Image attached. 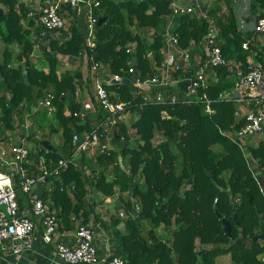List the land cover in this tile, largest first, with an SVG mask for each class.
Instances as JSON below:
<instances>
[{
	"label": "trees",
	"instance_id": "obj_1",
	"mask_svg": "<svg viewBox=\"0 0 264 264\" xmlns=\"http://www.w3.org/2000/svg\"><path fill=\"white\" fill-rule=\"evenodd\" d=\"M171 3L172 0H100V6L93 10L97 23L91 45L86 36L89 18L62 6L60 15L70 27L58 32L63 38L41 47L43 65L39 67L33 55L41 40V27L28 18L30 9L19 0H0V139L7 143L5 135L14 131L15 116L22 104H33L49 92L59 95L54 102V120L61 128L56 130L62 132L63 143L53 146L48 154L41 145L39 155H46L54 164L70 156L74 133L89 131L97 120L105 119L93 93L96 76L86 80L81 65L60 72V58L82 63L87 55L90 76L92 64H102L97 76L101 80L106 73L131 79V62L138 78L147 81L163 67L165 36L170 33L178 38L181 51L191 49L192 55L204 64L209 20L196 14L172 18ZM250 3L252 15L246 24H250L252 16L264 19V0ZM208 15L217 29L218 45L232 63L214 69L207 87L199 90L198 95L206 93L213 101L215 113L208 115L202 104L146 105L139 91L124 82L109 86L111 100L129 103L128 112L136 117L132 125L134 142L121 124L125 141L117 138V150L110 156L98 155L96 164L89 165L91 174L87 176L71 166L58 181L52 177L46 180L55 188L52 209L61 220L60 229L70 231L76 219L83 218L82 224L87 225L95 210L89 196L93 189L112 197L114 188H119L124 216L116 212L112 218L117 238L114 256L125 264H223L218 259L226 256L232 264H264V240L253 241L264 234V190L260 185V180L264 181V138L245 148L231 138L246 124L245 118L236 116L244 106L235 97L237 74L240 69L247 71L251 53H256L255 59L264 70L262 35L253 27L242 30L232 0H217ZM100 20H105L102 25ZM246 42L248 51L243 48ZM177 58L180 65L186 64L179 55ZM185 77L183 70L173 75L179 81ZM180 83L167 95H176L174 89L178 87L183 97H177L186 99ZM86 88L92 109L82 122L67 112L80 111L83 97L76 94ZM224 92H229L233 100H220ZM156 134L164 138L157 145ZM109 167L117 180L112 183L108 182ZM72 185V194L60 191L62 186ZM43 198L47 200V194ZM133 199L138 207L136 218ZM216 211L230 223L231 238L225 234ZM121 223L124 230L117 229ZM240 230L246 242L237 245Z\"/></svg>",
	"mask_w": 264,
	"mask_h": 264
},
{
	"label": "built area",
	"instance_id": "obj_2",
	"mask_svg": "<svg viewBox=\"0 0 264 264\" xmlns=\"http://www.w3.org/2000/svg\"><path fill=\"white\" fill-rule=\"evenodd\" d=\"M239 1L232 0V3L236 5ZM62 6L78 10L80 16L89 18V22L86 19V36L91 45L97 23L93 10L100 6V0H36L29 5L28 18L34 20L41 27V40L37 48L47 46L57 38H63L64 36L58 32L69 29L68 20L60 15ZM85 8H88L87 12H85ZM171 8L172 18L196 14L200 18L209 20V33L205 37L206 53L209 50L207 60L201 64L192 55L191 49L181 51L178 38L167 33L164 49L165 62L162 69L155 77L147 81H141L137 77L132 85L142 95L146 105L202 104L206 106L205 112L212 115L215 113L212 108L213 101L208 98L206 93L202 96L198 95L199 90L207 87L208 79L214 69L230 66V62L225 58L218 45L217 29L208 15L210 7L202 5L199 1L187 4L184 0H172ZM246 22L244 19L240 23L244 32L249 30L248 26L252 27L250 22V24H246ZM253 30L262 35L261 42L264 49L263 18L254 21ZM249 47V42L243 45L244 50H250ZM178 55L183 58L186 65L179 64ZM255 57L256 53H251L247 71L244 72L240 69L237 74L235 92L239 91L238 101L242 102L244 106L241 109L242 112L236 113V116L245 118L246 124L241 130L232 134L231 138L242 148H245L246 140L264 133V70L262 64L256 61ZM88 62L89 57L86 55L84 77L87 80L96 76L93 93L99 102L98 109L103 111L105 119L97 120L89 131L74 133L72 151L68 158H63L54 164L52 160L47 159L46 155H39L42 152L41 143L43 141L40 145L36 143L32 149L27 146L33 138L41 140L40 131L34 133L31 130L35 126V123L30 121L31 118H37L40 113L50 118L56 116L57 108L54 102L59 95L54 92L47 93L33 104H22L15 116L20 134L13 138L12 133H7L5 135L7 143L0 139V250L8 252L16 258L33 252L39 236L46 245H54L57 262L63 264H125L123 259L114 255L100 256L95 244V233L88 225L81 223L77 227L73 245L69 246L61 242L60 218L52 209L51 203L43 198V195H36V188L39 185H45L49 177L58 181L62 173L69 170L71 166L89 175L90 173L85 170L83 165L85 157H95L97 154L110 156L115 150L113 147L115 140L120 138V141H124L125 139L121 133L120 125L124 124L127 116L132 115L127 111L129 103L119 99L112 101L111 93L107 89L115 84L121 85L124 78L122 74L106 73L103 80L99 79L97 76L103 66L98 62L90 67L92 72L90 76ZM129 66L128 74L134 77L135 67L131 62ZM181 70L186 74L185 79L179 81L173 78V75ZM183 81L190 82L186 99L179 100L177 95H167L173 87ZM84 94L87 99L82 100L80 111L70 110L67 112L68 115L82 122L87 118L89 110L92 109L88 88L83 92H77L76 96L84 98ZM64 95V93L61 94V96ZM220 100L231 101L233 96L229 92H224L220 95ZM22 129L24 130L22 131ZM46 152L48 154L49 150L46 149ZM35 172L37 173L34 174ZM54 189L52 188V192ZM60 191L72 194L75 191V186H62ZM39 224L42 227L41 232H39Z\"/></svg>",
	"mask_w": 264,
	"mask_h": 264
},
{
	"label": "crops",
	"instance_id": "obj_3",
	"mask_svg": "<svg viewBox=\"0 0 264 264\" xmlns=\"http://www.w3.org/2000/svg\"><path fill=\"white\" fill-rule=\"evenodd\" d=\"M34 1L36 0H19V3L24 4L29 8L30 3L32 4ZM197 1L201 2L202 5H209V7L212 6V4L215 2V0H184V2L187 4H192ZM242 3L243 0L242 1L240 0L239 3L235 5V11L239 19V24L244 19H246V17L242 18V16L244 15L243 9L245 8V6L242 7ZM248 29H252L251 25L248 26ZM63 60L66 61L67 65H69L70 63H74L77 67L81 65L82 71L84 73L85 70L84 60L82 63L80 62V60L77 59L75 61L74 59L73 60L63 59ZM39 63L41 64V62L38 61L37 64ZM263 138H264V134L259 135V138L257 139L254 138L253 140L246 141V144L249 145L252 143H256L254 141L258 142ZM118 158L120 160V156ZM112 171H113L112 168L108 170L109 183H112L113 181H117L116 176L115 174H113L114 172ZM36 173L37 172H35L34 174ZM52 188L53 187L51 186V183L45 185H39L36 188V195L45 196V194H47V201L51 203L53 207L54 203L52 201ZM113 192H114V196L112 197H110V195H105L103 192L98 191L96 189H93L92 192L89 194L91 199L94 201L95 210L90 216L87 225L91 227L95 233V244L99 250L100 256L115 255V252L117 250V245H116L117 238L115 235V228H113L112 222H110V220L115 216L116 213L115 210L116 200L118 199V204L120 203L119 188L115 187ZM112 200L115 202L114 204L111 205L110 201ZM53 210L55 211V208H53ZM120 215L123 216L122 213ZM83 221H84L83 218L76 219V223L74 225L75 227L72 231L61 230L60 241L69 246L73 245L74 235L77 230V227ZM124 228H125L124 224H121L120 226L117 227L118 230H124ZM41 231H42V227L39 224V232ZM54 252H55L54 245H46L42 241L41 237L38 236L35 245V250L33 252L26 253L21 258H16L10 255L8 252L5 253L0 250V264H63L61 262H57Z\"/></svg>",
	"mask_w": 264,
	"mask_h": 264
},
{
	"label": "rangeland",
	"instance_id": "obj_4",
	"mask_svg": "<svg viewBox=\"0 0 264 264\" xmlns=\"http://www.w3.org/2000/svg\"><path fill=\"white\" fill-rule=\"evenodd\" d=\"M242 1V0H241ZM250 0H243V3H242V7L245 6V8L243 9V13L244 15L242 16V18L246 17V21L248 22V18L251 17V9H250ZM216 6V0L215 2L212 4V6H210V8H213ZM258 17V16H256ZM255 21V16H252V19H251V24H252V27H253V23ZM0 46H1V42H0ZM1 48V47H0ZM41 48H37L36 50V53H34L35 55H33V62L34 63H37L38 61L39 62H42L43 61V54H42V51L40 50ZM230 64H232L230 62ZM43 64L39 63L37 64V66L41 67ZM77 66L74 64V63H70L69 65L66 64V61L63 60V58H60V61H59V66H58V70L60 72H63L65 70H71V69H74L76 68ZM174 93L179 96V97H183V95L180 93V91L178 90V87H176L174 89ZM82 95V94H81ZM45 96V95H44ZM87 99L86 95L84 94V98H83V101H85ZM128 111V109H127ZM131 112V111H129ZM135 116L132 114V115H129L125 118L124 120V125L126 126L127 128V132H128V135L130 136V138L133 140L134 142V130H133V123H134V120H135ZM32 123H35V126L31 129L33 130L34 133H38V131H40V138L41 140H36V139H31L27 146H29L31 149L33 147H35V144L36 143H41L42 141H49L50 144L54 147H60L63 143V137H62V132H57L56 128H60V126H58L57 124V121L54 120V118H50L42 113L38 114L37 115V118L36 117H32L31 120H30ZM20 134V128H18L17 126H15L14 128V131L12 132V137H17V135ZM264 134V133H262ZM262 134H259V135H262ZM259 135L255 136L254 138H259ZM254 138H250L246 141H250V140H253ZM255 139V140H256ZM164 138L159 135V134H156V137L154 139V144L157 145L159 142L163 141ZM125 141V140H124ZM124 141H121V142H124ZM117 146L118 144L117 143H114L113 144V147H114V151L116 152L117 150ZM99 154H97L95 157L94 156H91L90 158L88 157H85L86 160L83 161V165H84V168L85 170H87L90 174L92 172L91 168L89 167V165H95L96 164V159H97V156ZM86 156V155H85ZM120 163H122L123 165L125 164L124 161H123V158L120 156V160H119ZM112 167H109V169H111ZM88 176V174H86ZM113 199V198H112ZM115 201H110L111 205L114 204ZM120 204V203H119ZM118 204V199L116 200V205H115V210L116 212L118 213H122L123 212V204ZM110 222H112V219L110 220ZM123 224V223H121ZM120 224V225H121ZM119 225V226H120ZM159 233L160 231L157 230ZM218 261L220 263H223V264H232L231 260L229 257H221L218 259Z\"/></svg>",
	"mask_w": 264,
	"mask_h": 264
},
{
	"label": "water",
	"instance_id": "obj_5",
	"mask_svg": "<svg viewBox=\"0 0 264 264\" xmlns=\"http://www.w3.org/2000/svg\"><path fill=\"white\" fill-rule=\"evenodd\" d=\"M3 13V10L0 8V14H2ZM104 21L105 20H100L99 21V25H102L103 23H104ZM209 54V50H207V55ZM138 77V72H137V70H136V67H135V72H134V77H132L131 79H128V78H125L124 80H123V82L126 84V85H129V86H131V88L132 89H134V90H137V88L135 87V86H133L132 85V83H133V81L136 79ZM26 81L28 82V79H26ZM190 86V82L189 81H183V82H181L180 83V89L181 90H183L184 92H188V87ZM235 97L236 98H239L240 97V93H239V91H236L235 92ZM7 138V136H5V139ZM41 145L44 147V148H46V149H48V150H53V146L50 144V142L49 141H43L42 143H41ZM54 151H56V150H54ZM260 185H261V187L263 188V190H264V181L263 180H260ZM187 191V189H185V190H183L182 191V195H184L185 194V192ZM221 191H223V189L221 188ZM132 195H133V191H132ZM132 204H133V211H134V216H135V218L138 216V207H137V203H136V201L133 199L132 200ZM217 207V205L215 204V208ZM216 213H217V217H218V219H220V220H222V227H223V230H224V232H225V234L228 236V237H230L231 238V225H230V223L226 220V219H223L222 218V216L218 213V211H216ZM235 219L237 220V217L235 216ZM263 227H264V224H263ZM260 240H264V234H261V235H259V236H256V237H254L253 238V241L254 242H257V241H260ZM246 242V240L244 239V236H243V234H242V230H240V234H239V238L236 240V244L237 245H239V244H241V243H245Z\"/></svg>",
	"mask_w": 264,
	"mask_h": 264
}]
</instances>
